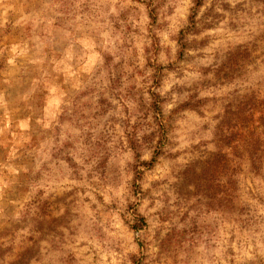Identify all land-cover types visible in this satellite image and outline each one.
I'll return each instance as SVG.
<instances>
[{"label": "clouds", "instance_id": "9594fccd", "mask_svg": "<svg viewBox=\"0 0 264 264\" xmlns=\"http://www.w3.org/2000/svg\"><path fill=\"white\" fill-rule=\"evenodd\" d=\"M17 3L0 0V264H264V136L227 123L264 101V0Z\"/></svg>", "mask_w": 264, "mask_h": 264}, {"label": "rangeland", "instance_id": "374dc122", "mask_svg": "<svg viewBox=\"0 0 264 264\" xmlns=\"http://www.w3.org/2000/svg\"><path fill=\"white\" fill-rule=\"evenodd\" d=\"M24 0H18L17 8L19 9V14H16V18H19V15L26 14L23 11ZM149 7H151L149 5ZM13 14H10V16ZM149 19L153 24L156 23L157 13L155 9H152L149 14ZM182 58V55H181ZM157 71H162V69H157ZM192 106H186V108H191ZM159 110L158 108L156 109ZM192 110H195L194 108ZM199 114V113H198ZM236 117V123L233 124L231 121H228V126L235 128L236 132L234 134L233 140L239 141L241 143H247L250 148L255 150L258 148V141L260 137L264 136V101H257L255 98L249 100L247 105H244L239 113L233 114ZM235 154V153H234ZM237 159L241 161L238 165L239 171L233 172L232 176L243 177L244 176V163L243 155H237ZM228 169L221 168L218 162L217 166L213 169L214 175H226ZM247 179V177H245ZM235 188V192H239V180L232 179L230 181ZM130 211L132 209H129ZM211 211H221L225 212L227 209L223 206L216 209H210ZM140 225L146 226V221L141 219L139 225L134 226V230H140Z\"/></svg>", "mask_w": 264, "mask_h": 264}]
</instances>
